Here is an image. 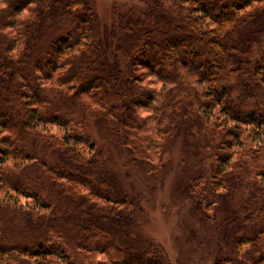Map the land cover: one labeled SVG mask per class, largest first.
<instances>
[{
    "label": "trees",
    "instance_id": "trees-1",
    "mask_svg": "<svg viewBox=\"0 0 264 264\" xmlns=\"http://www.w3.org/2000/svg\"><path fill=\"white\" fill-rule=\"evenodd\" d=\"M146 4L0 0V264H171L108 141L154 193L180 137L213 264H264V0Z\"/></svg>",
    "mask_w": 264,
    "mask_h": 264
},
{
    "label": "rangeland",
    "instance_id": "rangeland-1",
    "mask_svg": "<svg viewBox=\"0 0 264 264\" xmlns=\"http://www.w3.org/2000/svg\"><path fill=\"white\" fill-rule=\"evenodd\" d=\"M106 26L124 23L125 14L133 9L138 13L145 8L146 0H89ZM110 150L109 167L114 169L121 187L130 192L132 182L142 194L140 212L134 225L135 237L141 241L151 240L167 253L171 264H213L218 254L219 235L213 223H208L197 213L186 195L185 182L189 169L196 158L187 155L183 137L178 138L172 163L165 184L157 192L146 189L143 175L132 173L127 176L124 163L127 161L121 148L108 141ZM220 217V214H219ZM133 235V236H134Z\"/></svg>",
    "mask_w": 264,
    "mask_h": 264
}]
</instances>
